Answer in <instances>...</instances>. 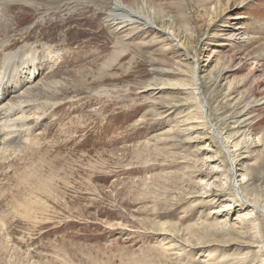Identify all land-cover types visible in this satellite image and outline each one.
Returning <instances> with one entry per match:
<instances>
[{
  "label": "rangeland",
  "instance_id": "374dc122",
  "mask_svg": "<svg viewBox=\"0 0 264 264\" xmlns=\"http://www.w3.org/2000/svg\"><path fill=\"white\" fill-rule=\"evenodd\" d=\"M21 1L0 0V264H264V0Z\"/></svg>",
  "mask_w": 264,
  "mask_h": 264
},
{
  "label": "bare ground",
  "instance_id": "6f19581e",
  "mask_svg": "<svg viewBox=\"0 0 264 264\" xmlns=\"http://www.w3.org/2000/svg\"><path fill=\"white\" fill-rule=\"evenodd\" d=\"M15 3L16 2H20L21 0H12ZM23 2V0L21 1ZM2 9V8H1ZM111 17L113 20L115 21H120L121 24L123 23H144L147 26H149L150 28H156L154 26V23L143 13L141 12H136L133 9L123 5L121 2L116 1L113 2L112 6H111V13H110ZM118 25V24H117ZM120 25V23H119ZM3 26V25H2ZM158 29V28H156ZM159 31L163 32V34H165L166 36L171 35L167 29H158ZM175 36V35H174ZM173 36V37H174ZM171 37V36H170ZM6 39V38H5ZM8 39V38H7ZM123 41V40H122ZM175 43V42H174ZM4 45V43H2ZM122 44V43H121ZM177 45V44H176ZM2 46V45H1ZM175 46V45H174ZM5 47V46H4ZM179 50H183V52L186 55L187 59H190L193 62V77H192V81H193V91L194 93L198 96L199 100H201L202 102V106L206 108V101L205 98L202 94V90H201V80H200V75H199V60L196 57H191L189 54H187L185 52V50L182 48L181 45H177L176 46ZM19 52H17L16 54H18ZM16 54L13 55H8L5 58V62L4 64L7 65L14 57ZM24 58V57H23ZM23 60V59H22ZM189 60V61H190ZM23 65V64H22ZM5 73V72H4ZM3 98V97H2ZM5 99V98H4ZM2 100V99H1ZM2 107V106H1ZM0 107V108H1ZM205 110V109H204ZM3 111V110H2ZM11 114V113H10ZM26 119V118H25ZM209 121V120H208ZM14 124L16 125L17 120L13 121ZM15 127V126H14ZM16 129V128H15ZM204 129V128H203ZM20 130V129H19ZM25 130V129H24ZM28 130V129H27ZM18 131V130H17ZM214 131V130H213ZM19 132V131H18ZM215 132V131H214ZM218 135V134H217ZM223 138V137H222ZM6 139V138H5ZM15 140V139H14ZM222 141V139H221ZM226 145V144H225ZM224 151L226 152V155L228 157V161L230 162V165L232 167L234 176H233V180H232V186L234 187V189L236 190V192L238 193L239 196H241V191H240V184H241V180H237L236 178L239 177V175H237V168L235 169V165L236 163H233L232 161V156L230 151L228 150V148H226L225 146L223 147ZM214 162V161H213ZM213 164V163H212ZM215 165V163H214ZM211 168V173H218V167L214 166ZM210 167V166H209ZM213 170V171H212ZM220 171V170H219ZM244 202H246L247 205H250L251 207H254L253 205H251L250 203H248L246 200L243 199ZM255 208V207H254Z\"/></svg>",
  "mask_w": 264,
  "mask_h": 264
}]
</instances>
